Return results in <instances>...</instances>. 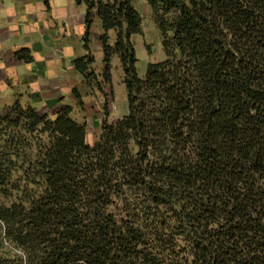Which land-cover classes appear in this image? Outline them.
<instances>
[{
	"label": "trees",
	"instance_id": "1",
	"mask_svg": "<svg viewBox=\"0 0 264 264\" xmlns=\"http://www.w3.org/2000/svg\"><path fill=\"white\" fill-rule=\"evenodd\" d=\"M132 1L75 0V71L95 77L97 17L101 76L116 55L127 99L94 144L69 105L0 111V264H264V0H147L165 58L143 78Z\"/></svg>",
	"mask_w": 264,
	"mask_h": 264
},
{
	"label": "crops",
	"instance_id": "2",
	"mask_svg": "<svg viewBox=\"0 0 264 264\" xmlns=\"http://www.w3.org/2000/svg\"><path fill=\"white\" fill-rule=\"evenodd\" d=\"M84 19L85 6L75 0H0V98L18 96L50 118L62 106H73L71 90L80 79L73 60L85 54ZM101 32L94 17L90 43L97 51ZM108 36L113 44L114 31ZM20 49L28 50L30 60L15 54Z\"/></svg>",
	"mask_w": 264,
	"mask_h": 264
},
{
	"label": "rangeland",
	"instance_id": "3",
	"mask_svg": "<svg viewBox=\"0 0 264 264\" xmlns=\"http://www.w3.org/2000/svg\"><path fill=\"white\" fill-rule=\"evenodd\" d=\"M132 4L141 16V31L132 35L131 41L134 44L137 59L135 64L137 74L140 78H143L147 65L152 62L162 61L165 55L162 49L161 32L155 22L147 0H133ZM97 41L100 46L99 39ZM90 49L94 57L92 70L95 73V77L84 78L79 74L80 79L76 78L74 87L78 90L83 105L79 107L76 100H74V104L71 106L70 117L78 123L85 124L86 141L92 145L99 136L103 121H106L108 124L114 123L127 113V99L122 82L123 72L119 60L114 57L115 55L112 56L111 81L105 83L101 76L102 51L96 50L94 42L90 43ZM15 100H18L22 106H27L21 103L18 96L12 99L1 97L0 111L11 105ZM105 109L108 112L107 115L104 113ZM0 256L6 260V256L2 253H0ZM4 264H6V261Z\"/></svg>",
	"mask_w": 264,
	"mask_h": 264
},
{
	"label": "clouds",
	"instance_id": "4",
	"mask_svg": "<svg viewBox=\"0 0 264 264\" xmlns=\"http://www.w3.org/2000/svg\"><path fill=\"white\" fill-rule=\"evenodd\" d=\"M10 251L15 255V256H18V257H21V258H24L26 259L27 257V253L24 251L23 248H19V247H14L12 245H6Z\"/></svg>",
	"mask_w": 264,
	"mask_h": 264
}]
</instances>
